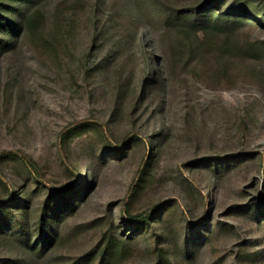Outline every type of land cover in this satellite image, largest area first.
I'll list each match as a JSON object with an SVG mask.
<instances>
[{
  "label": "rangeland",
  "instance_id": "374dc122",
  "mask_svg": "<svg viewBox=\"0 0 264 264\" xmlns=\"http://www.w3.org/2000/svg\"><path fill=\"white\" fill-rule=\"evenodd\" d=\"M26 7L0 45V264H264V0Z\"/></svg>",
  "mask_w": 264,
  "mask_h": 264
},
{
  "label": "trees",
  "instance_id": "16d2710c",
  "mask_svg": "<svg viewBox=\"0 0 264 264\" xmlns=\"http://www.w3.org/2000/svg\"><path fill=\"white\" fill-rule=\"evenodd\" d=\"M13 2L23 5V9L20 12V15L18 16L17 21H13L10 19V16L7 15L11 10H14L15 8L13 5H10V3H0V33L3 37L0 38V45H7L13 42L14 37L17 35V33L21 30L22 26L24 24H27L30 22V17L27 16V7L33 2L37 0H12ZM25 8V9H24ZM216 14V11H205V10H191L184 13L182 16L187 21L190 20V23L192 25L187 26V31L193 33L194 35H197L200 33L202 35V43L203 39L206 38V35L211 31L209 28L211 18L213 15Z\"/></svg>",
  "mask_w": 264,
  "mask_h": 264
}]
</instances>
